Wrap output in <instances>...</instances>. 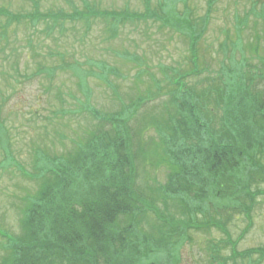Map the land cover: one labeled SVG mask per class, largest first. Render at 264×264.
Segmentation results:
<instances>
[{
    "label": "trees",
    "instance_id": "16d2710c",
    "mask_svg": "<svg viewBox=\"0 0 264 264\" xmlns=\"http://www.w3.org/2000/svg\"><path fill=\"white\" fill-rule=\"evenodd\" d=\"M30 1L32 10L26 14L0 6V38H8L13 24L36 27L42 22L51 33L56 25L89 22L92 16L104 18L115 36L120 24L150 18L184 35L188 52L181 62L158 66L161 76L151 74L148 85L154 89L147 86L127 103L119 96L118 111L101 116L88 108L99 121L73 140L70 150L36 151L32 178L38 188L22 209L20 235L5 237L9 257L0 264H178L174 252L184 232L217 224L211 210L218 215L237 211L249 218L256 194H261L251 185L264 182V51L252 66L242 45L228 39L221 45L226 51L218 69L208 67L200 50L210 0L203 16H194L187 0H159L154 7L143 0L145 12L96 10L83 0V10L71 13L43 12ZM180 1L181 12L176 11ZM249 49L257 52L258 47ZM128 56L141 66L136 77L142 79L146 61ZM78 67L75 62L72 70ZM101 68L100 76L107 78L108 67ZM149 126L158 141L146 144L139 134ZM149 145L155 149L153 164L165 167L166 175L162 183L142 185L137 165L144 163ZM176 230L180 237L175 243ZM236 243L229 242L228 256H219L220 248L209 245L208 262L264 261L263 247L238 251ZM252 256L256 261L251 262Z\"/></svg>",
    "mask_w": 264,
    "mask_h": 264
},
{
    "label": "rangeland",
    "instance_id": "374dc122",
    "mask_svg": "<svg viewBox=\"0 0 264 264\" xmlns=\"http://www.w3.org/2000/svg\"><path fill=\"white\" fill-rule=\"evenodd\" d=\"M35 1L43 12L83 10V0ZM87 1L96 10L127 8L145 12L143 0ZM158 1L151 0V7ZM210 1L209 24L201 40L202 58L208 61V67L217 70L226 51L221 45L229 39L242 45L240 49L247 64L253 66L257 56L263 55L264 51V0ZM186 3L194 16L204 15L207 0H187ZM183 5L182 1L178 2L176 11L181 12ZM0 6L23 14L32 10L30 0H0ZM145 19L120 24L115 36L108 31V22L104 18L92 16L89 22L66 21L62 27L56 25L51 33H47L42 22L36 27L27 22L13 24L7 29L8 38H0V232L20 235L22 209L27 197L38 188V181L32 178L37 171L33 168L36 151L60 153L70 150L73 140L99 121L88 108L101 116L118 111L119 96L123 99L121 102L127 103L139 91L145 92L148 87L154 89L148 85L151 74L157 78L161 76L158 66L183 60L188 52L184 35L173 26L170 28L160 21ZM254 46L258 47L257 52L249 49ZM129 54L146 61L142 79L136 77L141 66L131 60ZM240 56V50H236V62ZM75 62L79 67L73 71ZM102 65L108 67L107 78L104 74L100 76L104 71ZM81 71L86 73L85 77L81 76ZM200 86L204 87L203 83ZM162 100H151L146 107ZM136 125L132 124L134 129L139 128ZM139 138L149 144L158 141V134L149 126ZM152 146L147 147L144 163L137 165L138 181L142 185L165 180L166 168L153 164L156 157L152 155L155 150ZM251 186L254 190L259 189L261 194H256L250 222L237 211L218 215L211 210L212 223L217 224L184 232L181 243L175 248L174 261L178 264H211L208 246L220 248L219 256H228L232 253L229 242L236 239L238 251L257 246L264 248V182ZM149 216L153 217L152 214ZM179 235L177 230L173 233L175 243ZM5 257H9V252L6 240L0 235V261ZM251 259L254 262L257 256ZM248 263L246 258H238L236 262L228 260L225 264Z\"/></svg>",
    "mask_w": 264,
    "mask_h": 264
}]
</instances>
